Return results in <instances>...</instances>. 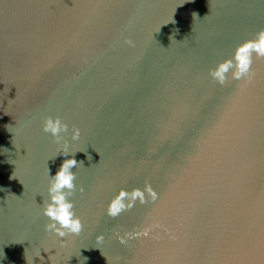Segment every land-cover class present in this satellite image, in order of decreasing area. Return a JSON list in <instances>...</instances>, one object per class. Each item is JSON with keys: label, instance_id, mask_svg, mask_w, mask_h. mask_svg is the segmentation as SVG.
<instances>
[{"label": "water", "instance_id": "water-1", "mask_svg": "<svg viewBox=\"0 0 264 264\" xmlns=\"http://www.w3.org/2000/svg\"><path fill=\"white\" fill-rule=\"evenodd\" d=\"M262 30L264 0H0V264H264V58L209 75ZM72 158L61 241L42 207Z\"/></svg>", "mask_w": 264, "mask_h": 264}, {"label": "clouds", "instance_id": "clouds-1", "mask_svg": "<svg viewBox=\"0 0 264 264\" xmlns=\"http://www.w3.org/2000/svg\"><path fill=\"white\" fill-rule=\"evenodd\" d=\"M196 15L193 13V16ZM128 43H131V41H128ZM253 54L259 58H264V30L258 32L255 39L239 45L233 58L220 63L214 70H209V75L221 85L227 81L229 73H231L233 79H241L250 72ZM67 131V124L62 123L59 117L55 119L47 117L43 122V132L50 134L57 144H60L63 140L61 133H66ZM71 138L73 141L79 140L80 130L78 128L73 129ZM58 155L64 157L69 156L66 141L64 142V150ZM72 156L74 157L75 154ZM78 164L83 166V162H77L75 158L66 159L55 175H51L50 169L48 168V174L50 176L47 190L48 200L43 203L42 214L48 218L49 223H46L44 227L47 233L55 235L61 241L66 236H78L83 230V224L80 218L76 216L74 204L71 202V198L77 190L74 183L76 174L72 169L76 168ZM79 191L82 193L83 188L81 187ZM145 192L149 193L155 199V193L148 185L145 186L143 191L133 189L129 193L122 190L110 202L107 214L111 217H116L122 211L130 209L137 199L141 203H144ZM126 200L128 203H125ZM103 239L102 235L97 237L98 242H102Z\"/></svg>", "mask_w": 264, "mask_h": 264}]
</instances>
